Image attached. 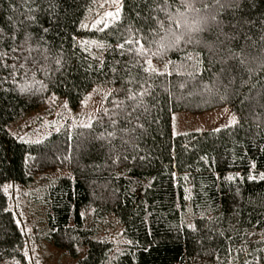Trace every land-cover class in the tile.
Segmentation results:
<instances>
[{"label": "trees", "instance_id": "16d2710c", "mask_svg": "<svg viewBox=\"0 0 264 264\" xmlns=\"http://www.w3.org/2000/svg\"><path fill=\"white\" fill-rule=\"evenodd\" d=\"M106 2L0 0V264H35L39 239L68 264H264V0ZM96 84L111 106L83 124L9 132ZM223 106L235 125L172 134ZM36 182L38 234L12 195Z\"/></svg>", "mask_w": 264, "mask_h": 264}, {"label": "rangeland", "instance_id": "374dc122", "mask_svg": "<svg viewBox=\"0 0 264 264\" xmlns=\"http://www.w3.org/2000/svg\"><path fill=\"white\" fill-rule=\"evenodd\" d=\"M117 0H108L101 6L99 16L112 14L116 7ZM110 9V13H109ZM106 18V17H105ZM113 89L107 84H96L86 94L79 107L70 108L61 99L50 96L46 103L40 108L29 112L8 126V130L19 140L27 143L37 142L49 136L52 132L63 129H71L96 113L104 111L110 107L109 98ZM63 100V99H62ZM237 115L228 106H223L214 110L202 113H190L187 111H177L171 116L172 134L179 135L188 132H202L207 130H219L233 126L237 123ZM47 183L53 177L51 174H44ZM41 184L34 183L31 190H26L19 186L14 188L13 198L16 200L17 213L25 220L28 229L34 233H40L42 224L41 218H45L30 197L41 188ZM36 227V230L33 229ZM118 238H116V241ZM38 243L31 244L32 262L35 264H68L65 253L54 249L51 245L39 239Z\"/></svg>", "mask_w": 264, "mask_h": 264}, {"label": "snow or ice", "instance_id": "6c2138e0", "mask_svg": "<svg viewBox=\"0 0 264 264\" xmlns=\"http://www.w3.org/2000/svg\"><path fill=\"white\" fill-rule=\"evenodd\" d=\"M219 2V0H214V3H218ZM221 6V8H223L224 7V5H220ZM205 7L207 8V7H209L208 5H205ZM213 19H215V16H213L212 17ZM251 178V177H250Z\"/></svg>", "mask_w": 264, "mask_h": 264}]
</instances>
